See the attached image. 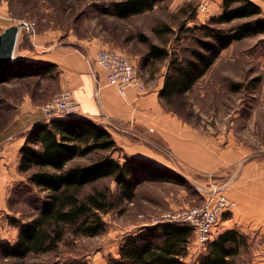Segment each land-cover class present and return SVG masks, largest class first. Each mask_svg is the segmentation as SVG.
Segmentation results:
<instances>
[{"label": "rangeland", "instance_id": "1", "mask_svg": "<svg viewBox=\"0 0 264 264\" xmlns=\"http://www.w3.org/2000/svg\"><path fill=\"white\" fill-rule=\"evenodd\" d=\"M117 1L120 0H0V31L27 21L32 23L28 29L31 34L38 33L48 40L43 48L54 39L81 52L92 45L115 49L134 62L137 74H145L147 81L154 82L159 75L164 81L168 58L147 60L149 43L184 56V48L192 46L193 41L182 28L206 24L222 10V0H156L152 10L121 18L114 11ZM252 1L261 7L264 17V0ZM243 21L219 27L228 30ZM25 30H20L14 58L18 52L27 54L34 49L28 46ZM62 89L68 88H59L57 69L1 82L0 151L8 145L1 142L2 134L16 122L21 113L20 102L31 96L41 108ZM173 108L177 113L164 104V109L182 122V132L187 131L177 135L178 144L173 140L170 145L151 131L138 137L139 144L148 145L165 161L162 166L177 174V178L152 180L141 165H136L137 181L131 197L124 196L120 185L110 176L98 179L81 190L83 196L96 190L106 193L108 209L98 212L100 220L95 222L100 227L96 234H84L79 223L64 225V235L56 250L25 258H5L0 249V264H135L120 257L119 249L125 240L162 224L158 220L164 213L201 205L205 201L203 189L211 184L223 188L233 201L230 210L222 214L213 239L234 229L240 240L233 264H264V224L239 221L244 211L239 206L235 184L246 163L264 160V31L246 35L223 49ZM184 141H190V145L185 146ZM120 142L115 140L116 148L112 151H95L72 162L85 164L105 155L120 163L126 157L145 158L128 153L132 145L123 142L121 146ZM7 171L8 175H0V246L16 240L19 227L37 213L45 196L29 182L27 174L12 171L11 166ZM250 207L254 212V207ZM193 237L187 241L181 264H198L205 254L206 248H200Z\"/></svg>", "mask_w": 264, "mask_h": 264}, {"label": "trees", "instance_id": "2", "mask_svg": "<svg viewBox=\"0 0 264 264\" xmlns=\"http://www.w3.org/2000/svg\"><path fill=\"white\" fill-rule=\"evenodd\" d=\"M156 0H120L113 4L118 17L126 18L152 10ZM261 7L252 0H222L220 14L211 16L206 24L182 28L192 38L193 45L185 47L181 56L175 50L149 43L147 60L168 58L159 98L168 109L176 100L186 97L196 82L204 76L223 49L242 37L264 31ZM194 18V16H192ZM245 20L224 30L219 25ZM183 27V26H181ZM170 31V30H169ZM18 56L0 59V83L21 78L29 73H46V64L28 62ZM163 104V105H164ZM20 148L18 171L45 193L37 213L19 227L11 244L0 246L5 258H25L56 250L63 238V226L79 223L84 234L99 231L98 212L107 210V196L96 190L81 195L84 186L110 176L120 185L123 195L131 197L137 181L136 165H141L149 179H175L177 174L146 158L126 157L124 163L110 155L100 156L89 163H73L95 151H112L116 143L111 133L94 120L83 116H61L41 120L25 134ZM193 229L186 224L162 223L128 237L119 249L122 260L135 264H181ZM240 234L234 229L221 232L206 244L205 254L198 264H233L238 254ZM58 264V263H48ZM68 264V263H63Z\"/></svg>", "mask_w": 264, "mask_h": 264}, {"label": "crops", "instance_id": "3", "mask_svg": "<svg viewBox=\"0 0 264 264\" xmlns=\"http://www.w3.org/2000/svg\"><path fill=\"white\" fill-rule=\"evenodd\" d=\"M25 31L29 39L28 46L34 49L27 54L21 53L19 57L28 62L46 64L43 67L48 70L46 73L57 69L59 88L67 87L71 91L80 106L79 116L90 118L106 128L115 140L121 141V146L123 142L132 145L128 148V153L133 156L145 157L157 164L166 165L148 145L139 144L141 141L138 137V134L151 131L171 145L173 140H177L178 144V136L187 132H182V122L164 109L159 98V90L163 85L161 75L156 81L148 82L145 74H138L137 82L128 85L121 95L114 86L106 82L104 69L95 62V54L100 48L92 45L81 52L54 39L49 40L47 48H43L48 44L44 36L31 34L30 30ZM19 109L21 113L17 115L16 122L2 134L1 142L8 145L0 151V175H8V166H11L12 171L18 170L20 148L25 143L24 134L42 120L41 108L31 96H26L20 102ZM18 133L23 135L13 140L7 139ZM182 143L190 145V141ZM243 170L235 181L239 206L244 211L239 221L264 224V160H251L244 165ZM250 206L254 207V212Z\"/></svg>", "mask_w": 264, "mask_h": 264}, {"label": "built area", "instance_id": "4", "mask_svg": "<svg viewBox=\"0 0 264 264\" xmlns=\"http://www.w3.org/2000/svg\"><path fill=\"white\" fill-rule=\"evenodd\" d=\"M21 29H29L32 23L21 21ZM95 62L105 71V79L109 85L124 94L128 85L137 82L138 74L134 62L115 49L101 48L95 54ZM42 119L51 120L61 116H76L80 113V106L73 98L69 89H62L41 105ZM205 201L199 206H193L178 212L164 213L160 223L172 222L187 224L194 229V237L200 248L213 239L215 228L222 214L230 210L233 201L217 184L204 187Z\"/></svg>", "mask_w": 264, "mask_h": 264}, {"label": "water", "instance_id": "5", "mask_svg": "<svg viewBox=\"0 0 264 264\" xmlns=\"http://www.w3.org/2000/svg\"><path fill=\"white\" fill-rule=\"evenodd\" d=\"M19 31L20 28L17 24L10 25L0 31V59H13Z\"/></svg>", "mask_w": 264, "mask_h": 264}]
</instances>
